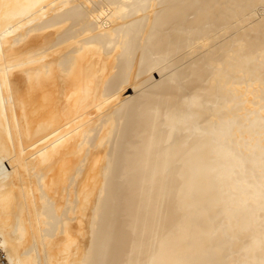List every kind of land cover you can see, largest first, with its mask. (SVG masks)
<instances>
[{
    "label": "bare ground",
    "instance_id": "bare-ground-1",
    "mask_svg": "<svg viewBox=\"0 0 264 264\" xmlns=\"http://www.w3.org/2000/svg\"><path fill=\"white\" fill-rule=\"evenodd\" d=\"M0 249L264 264V0H0Z\"/></svg>",
    "mask_w": 264,
    "mask_h": 264
},
{
    "label": "built area",
    "instance_id": "built-area-1",
    "mask_svg": "<svg viewBox=\"0 0 264 264\" xmlns=\"http://www.w3.org/2000/svg\"><path fill=\"white\" fill-rule=\"evenodd\" d=\"M2 261V262H1ZM3 263V256H0V264Z\"/></svg>",
    "mask_w": 264,
    "mask_h": 264
},
{
    "label": "rangeland",
    "instance_id": "rangeland-1",
    "mask_svg": "<svg viewBox=\"0 0 264 264\" xmlns=\"http://www.w3.org/2000/svg\"><path fill=\"white\" fill-rule=\"evenodd\" d=\"M0 251H1V249H0ZM4 253V251L2 250V254Z\"/></svg>",
    "mask_w": 264,
    "mask_h": 264
}]
</instances>
